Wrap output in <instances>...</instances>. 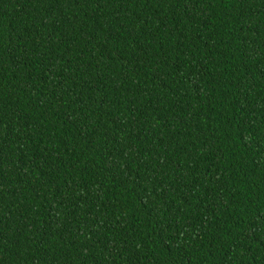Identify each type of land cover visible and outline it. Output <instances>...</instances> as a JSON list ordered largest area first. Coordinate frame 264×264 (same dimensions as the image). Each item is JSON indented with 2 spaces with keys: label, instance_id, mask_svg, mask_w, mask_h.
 Listing matches in <instances>:
<instances>
[{
  "label": "trees",
  "instance_id": "trees-1",
  "mask_svg": "<svg viewBox=\"0 0 264 264\" xmlns=\"http://www.w3.org/2000/svg\"><path fill=\"white\" fill-rule=\"evenodd\" d=\"M0 264H264V0H0Z\"/></svg>",
  "mask_w": 264,
  "mask_h": 264
}]
</instances>
